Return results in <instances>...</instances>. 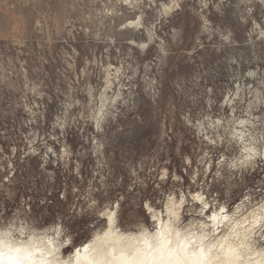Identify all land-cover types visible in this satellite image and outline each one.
Listing matches in <instances>:
<instances>
[{"label":"rangeland","instance_id":"rangeland-1","mask_svg":"<svg viewBox=\"0 0 264 264\" xmlns=\"http://www.w3.org/2000/svg\"><path fill=\"white\" fill-rule=\"evenodd\" d=\"M168 1L0 0V223L63 220L79 246L115 205L119 226L136 231L155 226L148 202L164 212L172 195L184 199L181 225L264 200V38L242 17L251 9L264 29V4L176 0L165 13ZM139 12L157 35L144 47V29L128 24ZM103 90L112 114L101 130ZM250 101L261 157L234 165L228 132L209 128L210 140L198 123L226 126L231 106L240 118Z\"/></svg>","mask_w":264,"mask_h":264},{"label":"bare ground","instance_id":"bare-ground-1","mask_svg":"<svg viewBox=\"0 0 264 264\" xmlns=\"http://www.w3.org/2000/svg\"><path fill=\"white\" fill-rule=\"evenodd\" d=\"M239 1L247 2V0ZM256 1L264 4V0ZM160 4L161 10L165 13L179 5L176 0L161 2ZM249 11L245 10L242 13V17L251 16L255 29L257 28L260 35L264 38V29L252 16L253 12ZM201 17L204 21L203 27L209 29V25L207 24L208 19L204 15H201ZM128 24L133 28L144 29L146 39L138 43L142 47L147 46L154 37H157L152 26L148 27L145 25L141 12L137 14L135 19L129 20ZM123 27H125V24ZM132 42L135 43L134 40ZM160 47H162L161 44ZM105 83L106 87H110L112 84V77L109 72L106 73ZM255 90L258 92L257 89ZM118 94H121V92L119 91ZM90 97H92V94ZM107 98L106 92L103 90L99 95V104L96 105V113L94 114L96 127L101 130L103 128V120L108 114H112L110 108L107 107ZM252 102L250 101L248 103V108L244 116L240 118H238L239 116L235 117V105L231 106L232 116L230 118V124L225 123L226 126L220 117L209 119L208 127L202 123H198V128L210 140L212 139L208 135L209 128L218 129V127H221L224 131L228 132L229 140L232 139L240 148L239 156L235 159L234 165H253L257 156L261 157V152L256 145L257 138L250 129V126H253L254 121L258 119V116H255L250 110L249 105ZM215 133L218 139H220L221 134L218 133V130ZM97 146L100 148L99 143H97ZM48 149L54 151L52 146H48ZM65 151L66 148L64 147L63 154H66ZM170 197L171 200L169 199ZM170 197L165 203L164 212L155 210L152 207L149 208L147 205L151 211V217L155 221L153 229L142 225L136 231L124 230L118 224L116 205L112 209H107L103 213L106 220L104 228L101 231L94 232L92 238L83 244V248H78V250L81 254H83L85 249L90 252L94 249L98 250L99 255L93 253L90 257L95 259L97 264H141L146 257L144 253L135 251L137 241L143 238H150L161 228L169 226L181 233V242H184L191 236L192 243L196 244L195 248L192 247V243L188 244L187 255L181 253V256L189 261V264H193V260L196 259L192 254L199 253L201 249H204V253L199 259L204 261L211 260V264H261L264 261V246H259L254 236L256 227L264 225V200L249 209H245L246 204L242 201L235 205L232 212L227 211L225 206L222 205L217 210H213L209 215H206L207 217L205 219H191L184 225H181L183 206L181 200L184 199L183 197L176 199L174 195ZM194 197L201 202L203 208L207 206L208 202L202 194L196 192ZM19 225L21 227H27L24 224ZM172 247L175 249L176 244L173 243ZM165 258L167 259L168 257ZM172 258H175V253ZM0 264H3L2 258H0Z\"/></svg>","mask_w":264,"mask_h":264},{"label":"clouds","instance_id":"clouds-1","mask_svg":"<svg viewBox=\"0 0 264 264\" xmlns=\"http://www.w3.org/2000/svg\"><path fill=\"white\" fill-rule=\"evenodd\" d=\"M148 207H152L151 201L148 202ZM26 223L27 227H21L18 222L0 223V258L3 259V264H97L90 257L93 253L99 255V251L94 249L90 252L85 249L81 254L78 248H83V245L75 244V236L67 222L61 220L59 227L46 230L38 228L35 231V225L30 221ZM180 237L179 231L165 226L150 238L138 240L135 251L144 253L146 257L141 264H189L181 253L187 255V246L192 243L191 236L184 242L180 241ZM173 243L176 244L175 249L172 247ZM192 247L195 248L196 244L192 243ZM66 248L71 251L65 253ZM174 253L175 258H172ZM203 253L204 249H201L199 253L192 254L196 257L193 264H211V260L199 259Z\"/></svg>","mask_w":264,"mask_h":264},{"label":"snow or ice","instance_id":"snow-or-ice-1","mask_svg":"<svg viewBox=\"0 0 264 264\" xmlns=\"http://www.w3.org/2000/svg\"><path fill=\"white\" fill-rule=\"evenodd\" d=\"M171 200V197L169 198ZM223 210V209H222Z\"/></svg>","mask_w":264,"mask_h":264}]
</instances>
